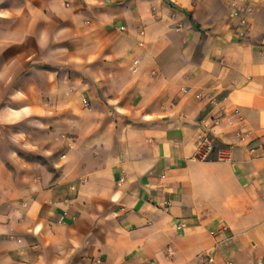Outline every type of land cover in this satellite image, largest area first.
I'll list each match as a JSON object with an SVG mask.
<instances>
[{
    "label": "crops",
    "instance_id": "crops-1",
    "mask_svg": "<svg viewBox=\"0 0 264 264\" xmlns=\"http://www.w3.org/2000/svg\"><path fill=\"white\" fill-rule=\"evenodd\" d=\"M251 1L240 38L224 0H0V97L21 94L0 107V264H264V0Z\"/></svg>",
    "mask_w": 264,
    "mask_h": 264
},
{
    "label": "clouds",
    "instance_id": "clouds-1",
    "mask_svg": "<svg viewBox=\"0 0 264 264\" xmlns=\"http://www.w3.org/2000/svg\"><path fill=\"white\" fill-rule=\"evenodd\" d=\"M86 2L90 5V6H96L101 4V0H86ZM8 15L7 12L0 10V17H6ZM67 29H61L60 33L58 35L55 36H50L48 31H43L39 34V36L37 37V43L39 45V47L41 48V50H44L45 48L48 47L49 42H59L60 36L63 35L65 32H67ZM66 51V50H65ZM21 94H14L13 98L14 99H18L20 98ZM117 111H120V109H117ZM34 113V110L28 106H24L23 108H21L19 111H16L13 113L14 117L16 119H20L23 120L27 117L32 116ZM37 114H43V113H37ZM30 124H32L33 126H40L43 127V125H38V122L35 121H29ZM15 141L19 142L21 140L24 139L23 136H16L13 138ZM25 149H31L33 148V145L31 144H27L25 143L24 145ZM46 155H51V153H47ZM67 159V158H65ZM55 167L59 168L60 165H54ZM110 190V189H109ZM33 191H37L36 189H33ZM101 195H107V193H100ZM121 193H116L115 195H112L110 197L111 201L113 204H119L121 201ZM100 211L102 212L103 209L101 208ZM15 218H19L21 216V213L19 211L13 213ZM115 213L112 214V216L106 217L105 219H114L115 217ZM5 219L4 216H0V221H3ZM93 220L97 219V217H92ZM43 226H38L34 229H32V235L39 237L41 234V230H42ZM8 232V229L4 228V227H0V234H6ZM94 243L96 244V246H100V241L99 240H94ZM14 248L19 249V255L24 256L25 252H24V248L27 247V244L25 241L20 240L18 241L16 244L13 245ZM77 247H79V244H77ZM61 255H64L63 251L61 250ZM68 255H71V253H68ZM58 264H63V261H59Z\"/></svg>",
    "mask_w": 264,
    "mask_h": 264
},
{
    "label": "built area",
    "instance_id": "built-area-1",
    "mask_svg": "<svg viewBox=\"0 0 264 264\" xmlns=\"http://www.w3.org/2000/svg\"><path fill=\"white\" fill-rule=\"evenodd\" d=\"M230 7V21L233 22L234 28L237 32V35L240 38L245 37L249 30L252 27V22L250 20V14L253 11V2L251 0H224ZM134 70L137 69V64L133 67ZM204 96V92L200 90L197 93V97L202 98ZM210 101H214L211 99ZM83 103L87 106L89 102L87 99H83ZM233 115L238 114V110H234ZM225 118L229 119L230 117L227 116L226 111L221 108L217 110L211 116V125L216 126L219 125L221 122L225 120ZM199 146L202 148H206L210 150L212 148V143L210 140L206 138L204 132L197 134L196 136ZM72 144L68 143V148H71ZM65 154H61V157H64Z\"/></svg>",
    "mask_w": 264,
    "mask_h": 264
},
{
    "label": "rangeland",
    "instance_id": "rangeland-1",
    "mask_svg": "<svg viewBox=\"0 0 264 264\" xmlns=\"http://www.w3.org/2000/svg\"><path fill=\"white\" fill-rule=\"evenodd\" d=\"M17 102L18 100L14 98L0 97V107L6 106L10 110L15 109L19 105Z\"/></svg>",
    "mask_w": 264,
    "mask_h": 264
}]
</instances>
